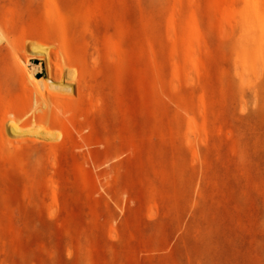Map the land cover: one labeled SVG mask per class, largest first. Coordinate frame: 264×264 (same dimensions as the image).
<instances>
[{
    "label": "rangeland",
    "instance_id": "374dc122",
    "mask_svg": "<svg viewBox=\"0 0 264 264\" xmlns=\"http://www.w3.org/2000/svg\"><path fill=\"white\" fill-rule=\"evenodd\" d=\"M32 45L88 77L66 137L9 126ZM0 264H264V0H0Z\"/></svg>",
    "mask_w": 264,
    "mask_h": 264
},
{
    "label": "bare ground",
    "instance_id": "6f19581e",
    "mask_svg": "<svg viewBox=\"0 0 264 264\" xmlns=\"http://www.w3.org/2000/svg\"><path fill=\"white\" fill-rule=\"evenodd\" d=\"M250 8L252 11L256 10L255 5L253 4ZM53 12L54 11L51 8L50 15L54 14V17L57 18L58 24L61 25L60 19ZM32 47L33 51L38 50L37 52L39 53L36 54L35 57H38L39 59H46L44 63L46 64L45 68H47L48 71V78L52 81L60 82L61 84H64V82H67L69 80L68 79L67 81H65V77L73 79L69 82L76 83V95L74 98H72L70 95L65 93L72 92V90H74V87H71L69 85L61 87L60 84L58 85L60 87H57L61 91H50L52 88L50 87V90L48 89L49 85L47 84L46 78H42L41 81L45 86V91L39 89L38 81V83H36L35 97H33V99L31 98V100L28 101V105L25 108H22L17 113H13L12 118L9 119V126L13 130L17 128L20 129L21 127L19 126V124L21 123H32V133L52 137H66L69 135L68 131H61V135H58L53 132L55 130V123L60 122L68 126V123L76 115H78V113L83 109V107L88 108L89 106L92 107V109L95 108H93V106L95 105V101L92 95V91L87 83L88 77L84 70H79L76 66L71 63L72 55H70L68 51H64V58L63 60H61L59 53L50 49L49 46L46 47V45H32ZM52 86L53 88H55L56 85ZM26 116L29 117L25 119Z\"/></svg>",
    "mask_w": 264,
    "mask_h": 264
}]
</instances>
